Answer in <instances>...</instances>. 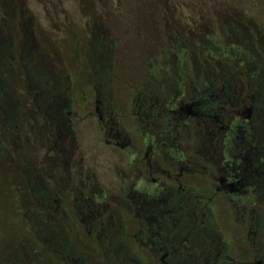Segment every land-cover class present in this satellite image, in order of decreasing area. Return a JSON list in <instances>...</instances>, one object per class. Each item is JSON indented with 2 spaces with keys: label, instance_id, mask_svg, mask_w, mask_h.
Here are the masks:
<instances>
[{
  "label": "flooded vegetation",
  "instance_id": "af4514ba",
  "mask_svg": "<svg viewBox=\"0 0 264 264\" xmlns=\"http://www.w3.org/2000/svg\"><path fill=\"white\" fill-rule=\"evenodd\" d=\"M21 14L8 30L21 28V35L13 33L29 57L21 76L31 92L20 104L13 91L18 76L6 54L15 39L7 33L0 37V155L18 161L43 155L18 173L22 206L36 205L29 212L38 235L32 264H264V20L246 26L263 38L262 46L243 52V71L233 74L229 65L203 71L195 62L192 74H175L156 87L135 78L127 83L125 107L111 95L104 58L93 56L95 82L79 106L89 108L81 118H93L115 150L111 170L120 200L114 202L98 162L87 163L78 150L80 119L70 89L52 71V55L33 63L37 50H29L28 38L34 31L26 30ZM102 31H94L98 39ZM39 36L56 46L46 33ZM218 204L239 236L222 234L214 219ZM80 239L88 245L81 247Z\"/></svg>",
  "mask_w": 264,
  "mask_h": 264
},
{
  "label": "rangeland",
  "instance_id": "374dc122",
  "mask_svg": "<svg viewBox=\"0 0 264 264\" xmlns=\"http://www.w3.org/2000/svg\"><path fill=\"white\" fill-rule=\"evenodd\" d=\"M22 12L26 30L34 31L33 38H28L29 50H37L33 63L38 65L40 54L52 55V71L70 89L76 119H80L75 126L78 150L88 159L87 163L98 162L95 167L114 202L120 200L111 170L117 164V157L112 155L115 150L106 146L105 137L100 136L93 118H81V110L86 106H79L82 93L88 95L95 82L93 56L104 58L111 95L125 107L127 83H134L133 79L150 80L156 87L157 82L175 74H192L195 62L200 63L203 71H208L209 66V71L218 73L229 65L236 74L244 70L243 52L248 53L247 47L251 44L255 48L262 46L263 38L262 33L252 28L246 30V26L264 20V0H0V37L9 33L15 39V45L6 55L14 58L9 65L15 68L18 80L11 86L20 104L26 93L31 92L26 85L28 80L21 76L29 57L22 56L25 48L18 45L13 33L18 30L21 35V28L13 26L12 31L8 28L14 23L12 17L21 18ZM4 19L8 26L3 23ZM98 28L103 30V39H98L94 32ZM41 33H46L56 46L45 45L39 36ZM88 110L83 111L88 113ZM38 154L24 155L26 158L20 161L18 155H0V264H20L19 254L26 264H32L36 257L32 248L38 242L37 228L29 213L36 205L32 204L34 208L22 206L21 198H25L19 191L23 190L24 179L19 174L31 167V159L36 163L43 159ZM214 210V219L222 234L230 239L239 236L232 228L227 208L218 204ZM80 240L81 247L88 245ZM238 253L240 250L237 256Z\"/></svg>",
  "mask_w": 264,
  "mask_h": 264
}]
</instances>
